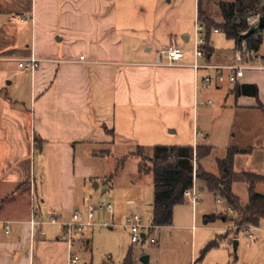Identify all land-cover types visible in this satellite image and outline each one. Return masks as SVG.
Instances as JSON below:
<instances>
[{
	"label": "crops",
	"instance_id": "crops-1",
	"mask_svg": "<svg viewBox=\"0 0 264 264\" xmlns=\"http://www.w3.org/2000/svg\"><path fill=\"white\" fill-rule=\"evenodd\" d=\"M114 5L115 0H0V264H68L65 225L76 213L88 219L92 205L86 214L76 209L80 188L90 184L109 193V180L98 177L96 162L109 158L111 148L154 139L167 148L210 144L208 133L200 135L199 100L207 88L203 78L216 73L197 74L191 67L198 16L185 18L178 0H141L121 11ZM263 10L264 4L250 27ZM206 11L210 16L208 6ZM217 17L222 20L220 10ZM210 42L214 54L207 63L240 65L242 50L234 51L233 65H221L223 56ZM170 48L185 51V67L165 66L163 52ZM31 58L42 61L40 69L22 73L20 62ZM245 60L256 62L248 53ZM13 74L18 81L5 88ZM236 86H256L259 98L237 97ZM236 86L223 109L263 113L264 91L254 77L245 74ZM189 123L193 138L180 142ZM163 128L177 140L157 141ZM134 214L142 218L139 209ZM34 219L46 225L33 228Z\"/></svg>",
	"mask_w": 264,
	"mask_h": 264
},
{
	"label": "rangeland",
	"instance_id": "rangeland-1",
	"mask_svg": "<svg viewBox=\"0 0 264 264\" xmlns=\"http://www.w3.org/2000/svg\"><path fill=\"white\" fill-rule=\"evenodd\" d=\"M140 1L115 0L114 7L117 11H121ZM215 1L232 2L233 0ZM217 2L208 5L211 10L209 14L212 18H216L217 23L221 24L223 21L217 17L219 13V9L215 6ZM197 3L198 0H178L181 14L185 18L192 15L197 17ZM31 23L30 20L29 24ZM16 25H22L20 19L17 20ZM261 37V51L256 57V62L251 63V66L261 67L264 64V31L261 33ZM211 41L217 52L223 56L219 64L233 65L235 63V43L228 41L224 34L215 35L214 32ZM213 63L216 61L214 60ZM12 70L17 73L20 69L18 65H14L11 66ZM21 72L25 73L26 71L22 70ZM246 74L253 76L264 91L263 72L248 71ZM15 75L13 74V80L4 85L5 88L12 81H18ZM234 87L226 83L221 89L203 88L200 93L198 114L200 135L208 133L210 144L205 145L215 150L212 157L204 161L202 166L207 173L218 176L221 173L219 161H224L227 158L229 149H253V154L238 156L235 159L234 171L238 175L264 176V115L260 111H239L236 108L224 110L225 98L230 89ZM25 88L27 89V84H25ZM155 123L159 125V128L166 126V123L165 126L159 122ZM155 123L152 124L155 125ZM159 131L164 133V136L156 137L157 141L171 143L177 140L176 136L166 135L168 132L166 128L159 129ZM193 131L192 123H189L187 130L184 131L185 134L180 135V142L191 141ZM159 145L162 144H156L154 139L151 144L146 141V144L139 146L145 147L151 156H155ZM137 146L134 140L133 142L128 141L126 144L120 143L110 149L109 158L96 162L98 177L102 178L104 182L109 180L107 181L110 184L108 194L103 195V190L97 192L90 184L87 188L78 190L79 207H76L78 211L85 213L90 205L95 207H101L104 204L113 205L116 217L114 220L112 214L98 212L96 214L97 226L87 228L83 234L75 236L74 252L80 259L79 264H124L132 249L136 255L135 264H144L142 260L145 257L150 258L149 264H264V221L258 229L239 228L232 222L231 218L234 215L227 203L211 194L202 182L196 186L199 205L194 208L189 203L178 207L175 211L174 226L162 228L157 232L158 246L152 247L148 242L134 246L131 231L126 228L127 222L134 217V210L139 209L143 226H152L154 204V188L150 181L152 179L140 177L139 174L141 159L132 157L124 162V159L130 156V151L137 150L139 147ZM162 146L168 147L169 145ZM108 150L99 149L96 152ZM249 190V186L242 183L236 184L233 188L235 195L244 205L249 203ZM257 193L264 196V184L257 187ZM130 203H135V206H130ZM220 216L223 219L206 224L208 217L219 218ZM83 219L85 220L86 217L84 216ZM112 225H114L113 228ZM250 236H253V239ZM235 242L239 243L237 253L234 249ZM211 246L215 248L210 249Z\"/></svg>",
	"mask_w": 264,
	"mask_h": 264
},
{
	"label": "trees",
	"instance_id": "trees-1",
	"mask_svg": "<svg viewBox=\"0 0 264 264\" xmlns=\"http://www.w3.org/2000/svg\"><path fill=\"white\" fill-rule=\"evenodd\" d=\"M215 0H199L198 16L204 33L207 57H212L214 50L210 49V40L213 32H222L229 41L236 43L237 53L245 45L247 53L253 61L261 51L262 37L247 35L250 31L249 20L262 12L264 0H234L233 2H217L223 23L219 24L211 18L206 7L215 3ZM234 94L237 97L259 98V89L256 86H236ZM264 114V106L260 105ZM212 147H158L155 156H151L145 148L139 147L130 158L141 159L139 174L151 177L154 184L153 224L158 228L174 226L175 210L186 205V193L195 186V179L202 182L206 189L217 199L224 200L234 215L231 219L239 228H259L264 221V196L257 193V187L264 184V176L238 175L234 171L235 159L238 156L253 154V149L231 148L227 158L219 161L220 175L207 173L202 164L212 157ZM129 158H125L126 162ZM197 165V169H196ZM247 184L250 191L249 203L244 205L235 195L233 187L236 184ZM223 219L221 216L208 217L206 224ZM215 248L211 246L210 249ZM136 255L132 249L124 264H135Z\"/></svg>",
	"mask_w": 264,
	"mask_h": 264
},
{
	"label": "built area",
	"instance_id": "built-area-1",
	"mask_svg": "<svg viewBox=\"0 0 264 264\" xmlns=\"http://www.w3.org/2000/svg\"><path fill=\"white\" fill-rule=\"evenodd\" d=\"M199 1V0H198ZM250 24H253L250 20ZM206 28L200 24L199 16L197 17L196 26H195V45H194V64L191 66L197 74L203 72H214L216 77L211 75L205 76L203 78L204 86L209 88L217 84L224 85L229 83L233 86H236L244 79L246 72L248 71H264V64L261 67L251 66L249 62L245 60V54H247L246 46H243V49L238 54V63L237 66H214L207 63V54L204 51L206 47V41L204 33ZM219 33V31H216ZM166 63L165 66L169 68H180L185 67L186 53L183 50L177 48H170L169 50L163 52ZM81 61H85V58H82ZM42 61L31 58L29 60L21 61L19 64L20 69L25 70L26 72H36L40 69ZM197 180L195 179V186L191 191H188L185 195L186 201L190 203L194 208L199 205V194L196 187ZM108 212L113 215L114 206L104 204L101 207L91 206L89 208L88 219L84 220L82 214L76 213L73 219V222L65 225V237L64 239L68 241L70 245V254L68 259V264H79L80 259L72 251V242L76 235L83 234L87 228L95 227V218L96 214L99 212ZM231 211V210H230ZM232 212V211H231ZM51 224H56L57 221L54 218H51ZM33 228L43 227L46 225L44 222H40L37 219H34L31 222ZM109 227L108 225H105ZM114 225H112V228ZM126 228L131 231L132 235V244L139 245L148 242L152 247L159 245V238L157 232L160 230L158 227L143 226V221L141 217L137 214L127 223ZM258 229V228H254ZM10 234V228L7 227V235ZM253 239V236H250Z\"/></svg>",
	"mask_w": 264,
	"mask_h": 264
},
{
	"label": "water",
	"instance_id": "water-1",
	"mask_svg": "<svg viewBox=\"0 0 264 264\" xmlns=\"http://www.w3.org/2000/svg\"><path fill=\"white\" fill-rule=\"evenodd\" d=\"M263 31H264V16L259 19V21H258V23L256 25L250 27V31H249V33L247 35L261 36V33ZM238 248H239V243L235 242L234 243L235 253L238 252ZM142 262L144 264H149L150 258L149 257H145V258H143Z\"/></svg>",
	"mask_w": 264,
	"mask_h": 264
}]
</instances>
